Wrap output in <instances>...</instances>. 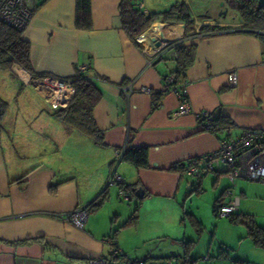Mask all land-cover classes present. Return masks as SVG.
I'll return each mask as SVG.
<instances>
[{
	"label": "crops",
	"instance_id": "crops-1",
	"mask_svg": "<svg viewBox=\"0 0 264 264\" xmlns=\"http://www.w3.org/2000/svg\"><path fill=\"white\" fill-rule=\"evenodd\" d=\"M120 2L90 0L92 28L82 31L75 25L76 0H28L33 16L21 38L30 47L31 72L0 68V264H90L111 260L116 252L125 257L119 264H151L147 260L175 247L190 259L195 242L187 229L193 228L196 237L203 229L198 230L194 223L199 222L187 212L188 199L200 193L211 175L215 201L222 197L229 202L223 197L228 189L219 184L230 181L221 168L198 178L170 168L212 153L225 136L264 130V41L246 32L223 0H163V5L136 0L135 7L145 14H162L184 4L194 30L185 34L182 24L158 21L134 41L122 28ZM202 26L220 30L200 33ZM178 43L195 45L196 54L185 73L190 113L172 119L180 103L176 95L157 96L153 108L152 95H125L124 89L132 85L162 93L163 79L176 70ZM82 67L101 96L92 112L103 135L101 144L55 115L65 108L48 105L50 91L40 81L44 76L70 81ZM232 70L234 88L227 78ZM201 111L213 119H229L232 129L219 135L202 131L194 117ZM40 112L46 124L35 127ZM33 132L36 143L49 144L44 152L25 149L22 140ZM137 148L148 149L147 168L115 163L117 152ZM34 157L40 158L35 165H24ZM113 173L126 186L139 185L143 197L134 193L127 201L120 198L121 185L108 182ZM196 187L199 191L191 192ZM235 187L236 182L229 190L240 208ZM103 192L105 198L88 212L82 229L59 218L87 208ZM137 205L136 224L125 226ZM255 260L247 264H260Z\"/></svg>",
	"mask_w": 264,
	"mask_h": 264
},
{
	"label": "trees",
	"instance_id": "trees-1",
	"mask_svg": "<svg viewBox=\"0 0 264 264\" xmlns=\"http://www.w3.org/2000/svg\"><path fill=\"white\" fill-rule=\"evenodd\" d=\"M134 1L136 0H121L119 5L122 28L130 40L134 41L147 31L153 23L158 21L163 23L182 24L185 28V34L193 32L194 21L187 6L184 4H176L167 12L162 14H145L140 9L135 7ZM223 2L229 10L238 15L239 19L243 23V29H245L246 32L254 34L264 41V3H261L260 0H223ZM75 25L77 29L82 31L91 30L92 19L90 0H76ZM218 30H220L218 27L202 26L200 27L199 32L208 33ZM22 33L23 32L16 31L0 24V68L17 66L25 71L31 72L29 62L30 47L27 42L22 40ZM174 50L176 54V70L170 75L175 76L171 87L181 90L183 89V86L181 87V85L186 83L185 73L194 63L196 46L178 43L174 47ZM71 81L75 89L71 103L67 108L57 111L55 115L67 125H71L83 133L91 136L95 143L101 144L103 135L96 129L92 119L93 109L101 99V96L95 87L89 82L85 73L77 71L74 77L71 78ZM151 95L154 97L153 108H156L158 106L157 96L163 95V93L152 92ZM199 122L202 125V121ZM232 127L233 123L227 118L219 117L217 119H213L211 117L209 130H205L202 126L201 129L202 131L219 135L229 132ZM228 137L229 136H225L223 138ZM121 161L131 164L136 169L147 168L148 149H126L122 151ZM170 171L181 172L184 174L182 164L171 167ZM137 186L139 185L126 186L122 184L120 189L126 194H134L137 190ZM198 191L199 188L196 187L194 190L192 189L191 192ZM104 196L105 192L101 193V195L86 208L87 211L90 212L99 207L105 198ZM220 201H222V197L215 201L214 207ZM138 207L139 205L135 206L134 213L124 224L125 226H134L136 224L138 219ZM229 219L232 224L243 222L246 226L248 238L256 247L264 249V229L256 225L251 217L247 215L234 214L229 217ZM194 225L198 228V230H202L199 223L195 222ZM124 258L123 254H118L113 256L111 260H105L108 264H119L125 260ZM187 259L191 262V264H194V261L190 260L188 255L185 254L183 262ZM125 262H132L133 264L136 263V261L128 260ZM144 262L145 261H143V263Z\"/></svg>",
	"mask_w": 264,
	"mask_h": 264
},
{
	"label": "built area",
	"instance_id": "built-area-1",
	"mask_svg": "<svg viewBox=\"0 0 264 264\" xmlns=\"http://www.w3.org/2000/svg\"><path fill=\"white\" fill-rule=\"evenodd\" d=\"M33 16V9L28 5V0H0V24L12 28L19 32H24ZM87 67H82L78 72L85 73ZM228 86H236V72L229 71L227 74ZM175 76H166L163 79L162 93H172L177 96L180 103L176 111L170 114L172 119L184 116L190 113L189 104L184 94L186 83H183V89L178 90L171 87ZM42 87L50 91L46 100L52 109L66 108L71 103L75 89L72 81H64L55 77L44 76L40 79ZM135 92L151 95L153 91L146 87L135 88L132 85L124 89L125 95H131ZM197 121H202V127L209 130L211 125V116L205 111L194 115ZM122 152H117L115 163L121 162ZM184 174L189 177H200L207 173H214L219 168H224L230 181L231 187L237 180L256 182L264 184V130H246L237 137L222 138L219 141L218 148L212 153L187 159L182 163ZM109 184L122 185L121 178L113 173L109 178ZM119 197L129 200L131 194H126L119 190ZM224 198H229V202H218L214 207V213L218 218H229L236 214L239 208V201L232 196L231 190L225 192ZM61 220L72 224L78 229H82L88 218L86 208L77 209L66 215L59 217ZM116 254H120L116 252ZM185 264H191L187 259ZM90 264H108L105 259L91 261ZM125 264H133L126 262ZM136 264V263H135ZM142 264V263H140Z\"/></svg>",
	"mask_w": 264,
	"mask_h": 264
},
{
	"label": "rangeland",
	"instance_id": "rangeland-1",
	"mask_svg": "<svg viewBox=\"0 0 264 264\" xmlns=\"http://www.w3.org/2000/svg\"><path fill=\"white\" fill-rule=\"evenodd\" d=\"M153 1L160 5L164 3L163 0ZM260 2L264 3V0H260ZM233 15L238 17L235 13ZM42 112L36 113L34 117L35 127L46 124L45 115ZM30 137L33 138L32 142L29 139ZM36 139V132L27 133L26 139L22 140V143L26 146L25 149L32 151L34 147L33 151L38 152H44L48 149L49 144L47 142L41 140L36 143ZM89 139L95 142L91 136H89ZM39 159L34 157V159L25 161L24 165L33 166ZM221 170H224V168H221ZM208 178L200 193H192L186 203L187 212H191L190 214L196 218L203 229L198 234L199 237L195 236L197 233L193 228L187 229L188 233H192L195 242L191 245L190 259L195 260V264H247L254 259L260 260V264H264V261H262L264 260V251L253 247L251 241L246 239L245 226L241 223L232 224L229 218L219 219L214 214V203L217 197H214L212 184H210L213 176L210 175ZM219 187L221 189L231 188L226 180H223ZM233 191L235 196L241 198V205L236 214L253 216L256 224L264 229V184L237 180ZM175 249V251L164 255H157L153 259L147 260V262L151 264H183L180 260L183 257L182 248L175 247Z\"/></svg>",
	"mask_w": 264,
	"mask_h": 264
},
{
	"label": "water",
	"instance_id": "water-1",
	"mask_svg": "<svg viewBox=\"0 0 264 264\" xmlns=\"http://www.w3.org/2000/svg\"><path fill=\"white\" fill-rule=\"evenodd\" d=\"M181 29H182V27H181ZM135 197L138 198V199H141L143 197V190H142V188H139V189L136 190Z\"/></svg>",
	"mask_w": 264,
	"mask_h": 264
}]
</instances>
